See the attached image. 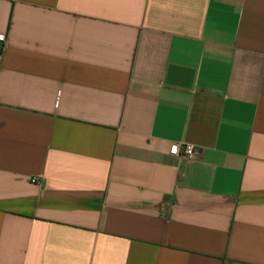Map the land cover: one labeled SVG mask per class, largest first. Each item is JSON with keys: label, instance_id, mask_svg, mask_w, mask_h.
I'll list each match as a JSON object with an SVG mask.
<instances>
[{"label": "crops", "instance_id": "obj_1", "mask_svg": "<svg viewBox=\"0 0 264 264\" xmlns=\"http://www.w3.org/2000/svg\"><path fill=\"white\" fill-rule=\"evenodd\" d=\"M0 35V264H264V0H0Z\"/></svg>", "mask_w": 264, "mask_h": 264}, {"label": "built area", "instance_id": "obj_2", "mask_svg": "<svg viewBox=\"0 0 264 264\" xmlns=\"http://www.w3.org/2000/svg\"><path fill=\"white\" fill-rule=\"evenodd\" d=\"M0 40L4 41L5 40V35H0ZM171 153L174 155H184L189 159H192L195 154H196V149L195 146L192 144H185V145H174L171 148ZM33 182L37 181V178L32 179Z\"/></svg>", "mask_w": 264, "mask_h": 264}, {"label": "trees", "instance_id": "obj_3", "mask_svg": "<svg viewBox=\"0 0 264 264\" xmlns=\"http://www.w3.org/2000/svg\"><path fill=\"white\" fill-rule=\"evenodd\" d=\"M0 53H2V49H0Z\"/></svg>", "mask_w": 264, "mask_h": 264}]
</instances>
